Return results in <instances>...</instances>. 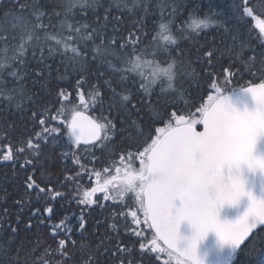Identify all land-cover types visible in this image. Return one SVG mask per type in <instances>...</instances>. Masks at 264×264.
<instances>
[{
	"label": "snow or ice",
	"instance_id": "snow-or-ice-1",
	"mask_svg": "<svg viewBox=\"0 0 264 264\" xmlns=\"http://www.w3.org/2000/svg\"><path fill=\"white\" fill-rule=\"evenodd\" d=\"M8 2L12 7H4L5 0H0V97L9 103L15 102L24 115L31 111L28 119L41 127V131L35 133V142L29 139L26 148H18L17 153L27 149L32 150L33 156H39L41 141L47 144L51 137L53 145L59 142L57 137L62 130L49 128V120H58L64 125V134L77 147L82 143L110 139L115 134L112 119L103 111L100 119L84 115L87 105L79 89L88 83V68L96 63L93 75L98 83L103 81L109 100L106 105L104 100H98L100 88L90 83L88 98L93 107L98 101L101 109L106 107L109 114L115 111L120 115L123 140L138 147L135 152H120L115 170L119 173V165H123L125 176L118 186L110 192L112 180L105 179L99 189L86 190L77 204L104 207L99 199H92L97 190L104 193V201L115 202L119 198L129 209L133 223L138 226L143 223L153 231L151 247H146L142 230L129 229L126 224V232L132 231L141 237L140 248L144 252L166 253L168 261L165 264L174 258L177 264H205L199 254V245L209 234L217 237L220 264H232L241 245L250 236L255 239L259 234L254 230L260 227L264 231L261 227L264 226V75L259 82L250 80L241 85L242 74L231 71V64L219 75L207 72V68H215L218 63L216 52L212 48L201 51V47L196 48V63L201 68L198 73L192 58L185 59L186 53L180 45L181 40L188 39L186 33L195 39L211 28H223L226 32V22L215 19L214 12L199 17L194 10L189 12L187 19L177 22L184 5L177 4L176 0H156L160 19L154 33L149 36L145 32V20L141 16L134 19V31H129L126 38L117 40L114 26L113 36L104 43L110 18L114 24L121 22L119 16H112L113 5L104 7L101 16L97 10L98 0ZM150 3L151 0H131L130 4L129 0H118L114 7L118 11L126 10L134 17L142 9L146 16L152 11ZM241 8L242 16H252L255 10L250 6V0H242V4L236 5V13H240ZM166 9L169 11L165 15ZM89 12L93 17L91 20ZM259 27L260 40L264 43V22ZM29 52L31 59L27 55ZM56 55L61 57L65 67V74L58 75L57 80L67 78L68 68L81 75L75 85L80 105L60 104L59 108H54L61 99H67L66 91L55 93V100L42 103L37 93L26 88L25 80L32 77L34 86L38 84L42 92L53 95L49 87L52 66L48 61ZM236 60H243V45L237 51ZM32 62L42 67L29 71ZM104 65L109 70L107 73L101 71ZM45 70L46 78L42 76ZM247 71L250 76L254 75L251 70ZM157 86L159 100L163 101L159 110L147 102ZM134 92L140 108L132 103ZM204 94H207L206 100ZM196 100L203 103L197 105ZM180 101H184L183 106ZM170 108L173 109L171 112ZM141 109L143 115L139 114ZM133 110L135 119L131 118ZM53 111L55 115H52ZM157 123H164V126L156 127L153 134L152 125ZM197 125L202 126V130H197ZM68 155L67 151L62 152L63 158ZM2 159L9 161L14 157L6 154ZM73 162L79 163V158H74ZM109 170L104 167L105 172ZM95 175L99 178L100 173ZM25 192L29 196L35 193V199L40 201L44 198L45 188L28 176ZM60 196L61 193L56 191L50 199ZM15 203L20 211L24 210L23 199ZM242 204L243 214L234 222L221 220L223 210L237 209ZM53 212L50 203L33 207L25 225L26 230H31V217H36L37 226L48 222L53 239L60 234L57 229L63 231L64 238L58 240L56 248L45 250L38 264H51L45 257L54 256L58 251L61 257L67 253L66 243L71 239L73 229L66 224L67 215L52 222ZM128 214L122 210L119 213L125 220ZM138 214L143 215V221ZM19 221L17 216V225ZM84 226L85 218L81 215L78 230L82 231ZM112 227L115 230L117 226L113 224ZM182 227L190 229L191 235L183 237ZM9 228L11 233L17 232L10 224ZM157 240H162L166 248L157 247ZM100 247L107 251L101 241L95 251H90L89 260L84 264H97L95 256ZM32 258L37 264V258L34 255Z\"/></svg>",
	"mask_w": 264,
	"mask_h": 264
},
{
	"label": "trees",
	"instance_id": "trees-1",
	"mask_svg": "<svg viewBox=\"0 0 264 264\" xmlns=\"http://www.w3.org/2000/svg\"><path fill=\"white\" fill-rule=\"evenodd\" d=\"M22 2L27 3L29 0H22ZM117 2L118 0H98L97 10L101 16L104 7L113 5L112 16H119L121 21L119 24H114L110 18L104 43L108 42V37L113 36L112 29L114 26L117 28L115 38L117 40L122 37L126 38L129 31H134V19L141 16L145 20V32L149 36L155 32L156 24L160 19V13L156 9V0H151L150 8L152 11L148 15L145 16L143 10L140 9L136 12L135 17L126 10H116L114 5ZM130 3L131 0H129ZM176 3L184 5L180 9L181 15L176 18L177 22L187 19L189 12L194 10L199 17L214 12V18L226 22L227 25L226 32L223 28H211L195 39L186 33L188 39L180 41L181 48L186 53L185 59L188 56L192 58L193 67L196 68L198 73L201 72V68L196 63V56L198 55L196 48L201 47V51L203 48H212L216 52L218 63H216L215 68H207L205 71L215 72L219 75L224 68L229 67L231 64V71H240L242 74L241 85L248 83L250 80L259 82V78L264 75V56L261 55V53H264V43H261L260 40L259 27L260 23L264 22V6H262L264 0H250V6L255 9L252 16H242V8L240 13H236L235 6L242 4V0H176ZM4 7L10 8L12 5L8 0H5ZM167 11L169 10H165V15ZM88 17L90 20L93 18L91 12L88 13ZM79 18L77 16V19ZM233 37H236V39L234 40ZM97 43H100V41L98 40ZM242 45L243 60L237 61L236 54ZM27 55L31 59V53L29 52ZM48 63L52 66V80L49 87L52 89L53 95L50 96L46 92H42L38 84L34 86L32 77L25 80L28 91L37 93V98L42 103L55 100V93L59 91H66L68 93L67 99H61L59 104L54 105V108H59L60 104L80 105L81 100L77 96L75 87L76 81L81 79L80 73H73L72 69L68 68L67 78L57 80L58 75L65 74L61 57L56 55ZM40 67L42 66L32 62L29 64V71ZM96 68V63L90 65L86 74L88 83L85 84L84 88L79 89V92L83 94L84 103L87 105L84 112L94 117V119H100L103 111L105 116L112 119L115 125V134L111 135L110 141L106 143L99 142L96 147L91 149L90 147L72 145L63 132L64 125L59 124L58 120H49L47 124L49 128L59 127L62 130L61 135L57 137L59 142L53 145L51 137L47 144L41 141L39 156H33L31 154L32 150L27 149L23 153H17L18 148L22 146L26 148L29 139L35 142V133L40 132L41 127L38 123L33 125L28 119L31 116V111L24 115L21 110L16 108L15 102L9 103L3 97H0V264H17V259H19V264H34L33 255L37 258L38 264V259L44 256L45 250L56 248L58 240L64 238V235L60 233L53 239L48 222L37 226L36 217H31L32 229H25V225L29 222L31 209L33 207H43L46 203H50L54 209L51 221H59L67 215V221L69 220L71 226H74L73 233H76L71 235V239L66 243L67 253L65 256L61 257L58 251L54 256L45 257V259L50 260L51 264H84V261L89 260L90 251H95L97 246L101 245V241L107 247V251L104 250V247H100V251L95 256L97 264H160L155 260V256L152 260L142 252L139 238L133 237V241H128L129 237H125V230L122 226L127 224L125 220H122L120 224L118 221L105 218L113 211L111 207L95 205L93 209H88L77 204V200L83 198L85 181L93 173L90 170L97 169L96 172L100 173L99 168L109 167L110 171H115L120 152H135L138 147L137 145H129L123 140L120 133V115H117L115 111L109 114L106 107L101 109L98 101L97 106H92V101L88 98L90 95L89 83L100 88L98 100H104L105 105L109 100V92L103 86V81L101 80L98 83L93 75ZM246 69L251 70L254 75L250 76ZM101 71L107 73L109 71L107 65H104ZM46 72L47 70H45V74H42L44 78H46ZM201 82L203 83V77H201ZM11 86V83H9L8 87ZM117 90L119 91V88ZM158 94L159 86L154 89L153 95L147 101L157 110H159L160 104L163 103L159 100ZM186 99L190 101L191 97H186ZM204 99H207V94H204ZM132 103L136 104L137 108L141 107L135 92L133 93ZM196 103L199 105L203 101L196 100ZM180 104L183 106L184 101H180ZM28 107L31 108L30 103ZM172 110L170 108L169 112ZM139 114L143 115L144 110L141 109ZM52 115H55V111L52 112ZM135 117L136 112L133 110L131 118L135 119ZM162 125L164 123L152 125L151 131L154 133L155 128ZM64 151L69 153L66 158L62 157ZM73 153H75V157ZM6 154L13 155L14 160L4 161L2 157ZM76 157L79 158V163L73 162ZM95 173H93L95 178L101 181V178H97ZM28 176H32L40 187L45 188L42 200L37 201L35 193L31 196L26 194L25 187ZM56 191H59L61 196L51 200L50 198ZM21 199L25 201L23 211H20L19 206L15 203V201ZM5 210L7 211L5 212ZM87 211L88 213L85 214ZM90 211L94 214L90 215ZM81 215L89 225L79 231V217ZM17 216L20 217L18 225L16 223ZM73 216L78 218L72 219ZM99 216L104 217L101 222ZM9 224L17 228L15 234L11 233ZM113 224L117 226L115 230L112 227ZM142 233L144 234L143 230ZM257 233L259 234L256 235L255 239L251 237L242 247L233 259L232 264H264V231L260 230ZM146 234H150L149 231L146 230ZM148 238L152 240V237ZM144 239H147V237H144ZM81 245L85 247L82 248ZM119 248H123L124 251H118Z\"/></svg>",
	"mask_w": 264,
	"mask_h": 264
},
{
	"label": "flooded vegetation",
	"instance_id": "flooded-vegetation-1",
	"mask_svg": "<svg viewBox=\"0 0 264 264\" xmlns=\"http://www.w3.org/2000/svg\"><path fill=\"white\" fill-rule=\"evenodd\" d=\"M111 139H105V140H100L99 142H103V143H106V142H108V141H110ZM98 142V143H99ZM97 143V144H98ZM97 144L95 145V146H93V147H96L97 146ZM93 147H90V149L91 148H93ZM120 167L122 166V165H119ZM137 166H138V163H137ZM99 170H100V172H105L104 171V167H102V168H99ZM91 172H93V173H95L96 171H97V169H93V170H90ZM91 174L90 175V177H89V179H87L86 181H85V183H84V192L87 190V191H90L91 190V188H93V187H95V188H97V189H99V187L103 184V182H102V180L101 181H98L96 178H95V176H94V174ZM114 187L115 186H110L109 185V191L111 192L113 189H114ZM84 192H83V194H84ZM103 196H104V193H102V192H100L99 190H97V192L92 196V199L93 200H97V199H99L100 200V202L104 205V207H111L112 209H113V211L112 212H110V214L109 215H107L105 218H107V219H109V220H112V221H118L120 224H121V221L122 220H125V218H124V216H122V215H119V213L121 212V210L123 211V212H125V213H129L128 214V216H127V220H125L126 222H127V224L129 225H127L128 226V228L129 229H133V227L134 228H138V225H136L135 223H133V221H132V217H131V215H130V211H129V209L128 208H126L125 206H124V204H122V203H120V199L118 198L117 199V201H112V200H108V201H104L102 198H103ZM126 199V198H125ZM83 207H86V208H88V209H93L94 207H95V204L94 205H91V206H86V205H83ZM88 213V211L85 213V214H87ZM94 213L92 212V211H90V215H93ZM139 215V218L141 219V221H143V215L142 214H138ZM73 218H78L77 216H73L72 217V219ZM104 217L103 216H99V219H100V222L102 221V219H103ZM66 224L67 225H69V226H71V224L69 223V220L68 221H66ZM88 225H89V223H86L85 222V228L86 227H88ZM141 225H144L143 223L141 224ZM123 227H124V230H125V225H122ZM140 226V225H139ZM62 228L64 227L63 225L61 226ZM72 227V229L74 230V226H71ZM139 229V228H138ZM59 233H61V234H63V231H61L60 229L59 230H57ZM79 231H81V230H79ZM76 233H73V231H72V233H71V235H75ZM143 235V234H142ZM51 237H53L52 236V234H51ZM125 237H129V239H128V241H133V237H137L132 231H127L126 232V230H125ZM143 237H152L150 234H146V233H144V235H143ZM148 248H150L151 247V241H150V243L148 244V246H147ZM158 247V246H157ZM147 257H149L150 259H152L153 260V257L155 256V252H144V250L142 251ZM157 256H159V259H155L157 262H159L160 264H165V261H168V256L166 255V253L164 254V253H158V255ZM156 256V257H157ZM162 256H164V258L162 257ZM155 257V258H156Z\"/></svg>",
	"mask_w": 264,
	"mask_h": 264
},
{
	"label": "water",
	"instance_id": "water-1",
	"mask_svg": "<svg viewBox=\"0 0 264 264\" xmlns=\"http://www.w3.org/2000/svg\"><path fill=\"white\" fill-rule=\"evenodd\" d=\"M84 115L90 117L89 115H87L85 113H84ZM197 130H202V126L198 125ZM98 141L99 140H95V141H93V143H82V144H80V146H85V147L93 146ZM243 211H244V205L243 204L237 209H225L221 212L220 218L222 221L227 220L229 222H234L238 218L239 215L243 214ZM261 227H264V226H261ZM260 229L261 228L258 227L254 231L256 232ZM150 232L153 234L152 230H150ZM181 235L183 237H188L191 235V230L187 229L185 227H182ZM249 238L244 242V244L249 240ZM158 241L163 245L164 248H166V245H164V242L162 240H158ZM244 244H242L241 247ZM238 251H239V249H238ZM199 254L204 258L205 264H220L218 243H217V237L215 236V234H209V236L203 242L200 243Z\"/></svg>",
	"mask_w": 264,
	"mask_h": 264
},
{
	"label": "rangeland",
	"instance_id": "rangeland-1",
	"mask_svg": "<svg viewBox=\"0 0 264 264\" xmlns=\"http://www.w3.org/2000/svg\"><path fill=\"white\" fill-rule=\"evenodd\" d=\"M164 125L160 126L163 127ZM154 134V133H153ZM121 171L119 173L115 171H108V172H100V178L102 180V182L105 181V179H111L112 180V184H110V186H118L121 181L124 179L125 176V169L123 167V165L120 167ZM171 263L173 264H177L176 261H174L173 259L170 260Z\"/></svg>",
	"mask_w": 264,
	"mask_h": 264
}]
</instances>
